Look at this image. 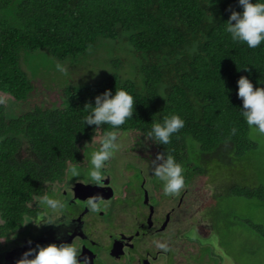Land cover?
Returning <instances> with one entry per match:
<instances>
[{"label": "trees", "instance_id": "trees-1", "mask_svg": "<svg viewBox=\"0 0 264 264\" xmlns=\"http://www.w3.org/2000/svg\"><path fill=\"white\" fill-rule=\"evenodd\" d=\"M233 9L240 10L236 0H0V236L21 227L25 213L34 216L40 209L33 199L82 162L80 143L108 130L82 125L85 103L122 87L134 97V114L117 133L143 136L161 114L185 121L169 145L147 141L182 165L185 186L196 176L218 180L208 214L223 251L233 243L241 220L229 213V200H264V184L247 186L234 175L251 168L241 166L256 148L240 116L236 81L244 75L254 88L264 87V42L249 49L230 40L223 25ZM110 41L111 53H103L91 70L85 56ZM43 53L56 61L54 67L62 66L33 77L43 74L44 88L47 82L57 85L60 101L31 98L38 84L21 60ZM71 67L82 70L84 80L71 82ZM9 105L29 108L9 116ZM227 168L230 176L224 178ZM247 224L264 242V225Z\"/></svg>", "mask_w": 264, "mask_h": 264}, {"label": "flooded vegetation", "instance_id": "flooded-vegetation-1", "mask_svg": "<svg viewBox=\"0 0 264 264\" xmlns=\"http://www.w3.org/2000/svg\"><path fill=\"white\" fill-rule=\"evenodd\" d=\"M105 177L100 186L84 184L75 180L68 184L65 181L52 184L50 187L51 192H53L52 195L60 191L61 196L65 198L67 211L64 213V218L68 216L69 223L59 226L49 225L45 229L40 228L41 231H38L35 237L31 236L30 232L26 236L18 233L19 229V231L23 229L22 226L19 227L15 231L14 239L6 238L0 242V264H16L22 253L29 247L35 248L36 244H59L60 242L69 243L71 241L81 247V256L78 259L85 257L89 264H151L158 259L161 260L158 261L159 264H176L175 255H173L174 250L171 246L172 238H179L178 241L182 244L185 241L191 245L193 243L198 244L197 239L192 242L191 239L184 236L189 228L197 229L198 235L205 240L209 238L210 242L206 241V247L196 253L188 252L186 256L187 262L189 261L188 264H221L222 256L216 252L218 248L216 249L212 245V235L214 233L218 235L214 226V218L208 214L209 209L207 208L201 212L197 211L198 215L207 223L205 224L207 231L201 235L200 231L203 230L204 225L198 223L197 216L194 214L197 205L195 206L194 203L195 197L191 195V185H184V188L175 194L177 196L175 206H171L168 211L160 213L159 206L152 203V197L155 194L150 196L144 174L139 173L138 175L143 182L136 186V180L135 185L133 183L132 186L136 188L129 189L122 196L120 193H116L112 181H110L112 175H105ZM124 178L125 181L129 182L128 174ZM136 191L139 193L138 195ZM187 191L189 192L186 194ZM157 195L159 194L157 193L156 197ZM175 195L167 199L175 201ZM136 197L138 202H136ZM88 198H92L97 204L95 210L87 206ZM185 198L190 201L187 202ZM162 199L163 202H166L164 198ZM182 206H185L186 210L193 208L190 214L188 213L193 222L189 223L185 231L179 228L181 227L179 220L184 223L185 219V216L182 217L178 214V210H182ZM170 220L173 222V226ZM171 226L175 229L174 233ZM34 227L29 226V231ZM6 235H2L0 238H4ZM218 243L224 254L220 241ZM215 258L220 259L218 263H213Z\"/></svg>", "mask_w": 264, "mask_h": 264}, {"label": "clouds", "instance_id": "clouds-1", "mask_svg": "<svg viewBox=\"0 0 264 264\" xmlns=\"http://www.w3.org/2000/svg\"><path fill=\"white\" fill-rule=\"evenodd\" d=\"M236 3L240 10H230L227 20L224 21L223 32L232 42L255 49L264 42V0H236ZM59 67L57 65L58 69ZM240 68L247 70L245 66ZM236 84V95L241 100L240 116L251 132L264 137V87L254 88L252 82L244 75L239 76ZM134 101L133 95L121 87L115 88L114 92L105 89L94 96L93 102L85 103L82 125L93 126V129L107 126L108 130L104 131L98 140L92 142L94 148L89 155L87 172L82 173L77 166L70 165L66 170V181L71 177H77L84 184L97 186L103 184L105 164L120 146L116 130L133 118ZM184 124L185 121L178 114H161L159 119L151 122L150 128L143 136L155 144L166 146L170 144L171 138L184 127ZM236 131L235 128L231 129L233 134ZM183 172L184 168L171 154L157 152L152 159L151 174L161 182L164 196L178 194L184 188ZM34 202L41 210L40 214L33 216L25 213L19 225L32 222L39 227L69 223V220H64L67 205L60 191H57L55 195L44 193L35 198ZM86 204L93 210L97 207L92 198H88ZM6 238L14 239L15 232L12 231L4 238H0V242ZM161 247L164 246L161 245ZM80 256L81 247L73 241L36 244L35 248L29 247L23 252L16 264H89L85 257L78 259Z\"/></svg>", "mask_w": 264, "mask_h": 264}, {"label": "rangeland", "instance_id": "rangeland-1", "mask_svg": "<svg viewBox=\"0 0 264 264\" xmlns=\"http://www.w3.org/2000/svg\"><path fill=\"white\" fill-rule=\"evenodd\" d=\"M114 41H110L107 44H102L103 50H98L97 52L93 51L90 54L85 56L86 62L91 70L94 71V65L97 62H100V58L102 59L103 53L109 54L111 52H107V48H110L108 45L109 43H113ZM101 46V45H99ZM99 46L97 48H99ZM22 68L25 69L29 74V76L35 80V83L37 85V92L32 93V97L36 95H41V98H45L48 101H60V92H58L57 85H53L47 82V87L44 88V82L46 80L41 79L44 77V75H41L40 77H33L35 71H42L46 67H53V70L58 71L60 69L57 67H54L53 64H57L55 60L52 59L50 55L42 54L39 57H36L35 60L32 59V61H27L26 63L23 62L24 59L21 60ZM59 66H62L59 64ZM67 67V66H66ZM66 70V68L64 67ZM68 69V68H67ZM62 73V72H61ZM60 73L56 74V82H61L62 79H59L58 77ZM85 74H83V71L80 69H75L74 67H71L67 71V78L72 82L76 80H84ZM42 85V87L39 86V83ZM51 86V87H50ZM43 88V91H42ZM44 92V93H43ZM45 95V96H44ZM4 96V95H3ZM2 96L1 101H3L5 104L7 103L4 97ZM30 98V100H31ZM8 109L9 116H16L21 111L24 110V108H29L28 106H6ZM101 136L98 134L96 137H94L90 142L86 143L85 141L80 143L82 147V162L79 164H73L72 166H77L82 173H86L87 169L89 167V155L90 152L94 148L93 141H96ZM118 142H119V148L115 152V154L106 162L104 167V174L105 175H112L110 177V181H112V184L115 188V191L117 194L120 193V196L125 194L129 189L136 187H132L133 183L135 185V181L137 180V184L140 182H143L141 178L138 177L139 173L144 174L146 178V187L148 188L150 192V196L155 194L154 197H152V203L154 205L159 206V212L164 213L168 211L171 206H175L177 202V196L176 200H169L167 198H170V196H164L162 191V184L159 182L152 174H151V167H152V159H154L156 153L158 152L156 147L153 145L152 142L147 141L141 134L135 133V132H125L122 134L121 132L117 133ZM249 137L256 142V148L252 151V153H247L244 157L245 163H242L243 165H247L248 163H251V168H248L249 166H246V170H240V172H233L234 175L237 176V180L240 181L242 184H246L247 186L255 187L260 184H264V137H261L249 130ZM139 143V144H137ZM131 176H129V174ZM128 174V177L130 178L129 182L125 181L124 176ZM224 178L230 176V169H226V172L224 173ZM138 177V178H137ZM106 178V177H105ZM217 178V177H216ZM79 182L80 180L77 177H71L68 181H66V171L63 176V181H65L66 184L73 181ZM127 180V179H126ZM192 184L190 188H192V196L194 198L195 206L197 205L196 213H194L197 216V220L199 224H203V230L200 231V234L202 235L207 230L205 229V219L201 218L200 215H198V212H201V210L207 208V209H213L211 207L214 204V200L212 199V194L220 190V183H217L218 180L215 179L214 181L209 180L208 176H196L192 180ZM57 183V182H56ZM51 186L45 189V193L52 195L53 192L49 189ZM154 189H153V188ZM63 188V187H61ZM189 191L186 192V194ZM137 195L139 194L136 191ZM157 195L156 197V194ZM194 193V195H193ZM174 197V198H175ZM37 198V197H36ZM165 199L166 202H163V199ZM35 199V198H34ZM32 202V206L36 207V204ZM136 202H138V198L136 197ZM186 199V198H185ZM187 200V199H186ZM185 200V201H186ZM190 200H187L189 202ZM84 205V204H83ZM192 206V205H191ZM142 207V206H141ZM181 207V206H180ZM209 207V208H208ZM215 208V207H214ZM193 208H189L186 210L185 206H182V210H178V214H180L182 217L185 216L184 223H181L179 220V225L182 230H186L189 226V223L193 222V219L189 217L190 211ZM206 209V210H207ZM39 210L35 213L34 216H38L40 214ZM180 211V212H179ZM198 211V212H197ZM189 213V214H188ZM229 213L235 216H237V220H241L239 224H237L234 228L235 232V238L233 239V243L226 244L224 246V254L220 250L218 246V235L215 233L212 235L213 240V247L218 248L216 252L222 256V262L221 264H264V242L258 238L253 232L248 229L247 223H260L264 225V200L262 201H256L255 199H247V198H241V197H232V199L229 200ZM174 216V215H173ZM69 219L68 216L64 218L65 221ZM171 221V220H170ZM173 223L172 221L170 222ZM175 223V222H174ZM29 226L34 227V224L32 222H28L26 225H22L23 229L21 231H17L18 233L24 234L25 236L28 234V232L31 233V236L35 237L38 231H41V229H45L49 225H41L39 227L35 226L29 231ZM173 226V224H172ZM171 226V228H172ZM178 227V225H177ZM223 225L219 227V230L221 232L224 231ZM173 229V233L175 232V229ZM17 228H15L12 231H16ZM11 231V232H12ZM183 231V232H184ZM184 236L191 239L192 242L198 240V244H189V242L185 241L184 244H182L179 240V238H172V248L174 250L173 255H175L176 264H188L186 256L188 255V252H198L203 247H206L205 242H210V239L207 238L202 239L201 236L198 235L197 229L189 228L184 233ZM177 239V240H176ZM220 242L221 237L219 236ZM170 240V239H168ZM227 240V238H224V241ZM175 242V243H174ZM203 242V243H202ZM200 246V248H199ZM222 247V246H221ZM223 248V247H222ZM158 261H161L160 259L151 262V264H159ZM171 264V263H169Z\"/></svg>", "mask_w": 264, "mask_h": 264}]
</instances>
